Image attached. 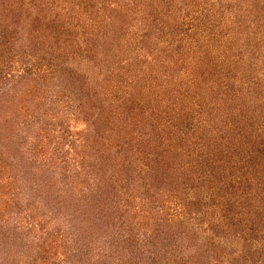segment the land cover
<instances>
[{
	"label": "trees",
	"instance_id": "obj_1",
	"mask_svg": "<svg viewBox=\"0 0 264 264\" xmlns=\"http://www.w3.org/2000/svg\"><path fill=\"white\" fill-rule=\"evenodd\" d=\"M28 4L53 17L30 22ZM186 6L205 20L214 7L232 16L227 34L235 30L239 48L224 73L234 65L245 90L224 79L221 90L196 92L211 50L198 27H185ZM263 37L264 0H0V213L28 211L53 188L41 144L56 130L39 127L30 152L21 147L26 129L60 107L63 118L86 124L81 142L95 155L92 185L75 201L90 219L87 236L123 247L129 264H211L220 256L264 264V82L243 70V56L264 67ZM24 59L39 64L15 77ZM186 60L199 74L174 81ZM88 66L92 79L79 71ZM219 95L224 107L237 97L241 108L219 115ZM30 189L36 198L20 204ZM166 204L180 217L164 218Z\"/></svg>",
	"mask_w": 264,
	"mask_h": 264
},
{
	"label": "rangeland",
	"instance_id": "obj_2",
	"mask_svg": "<svg viewBox=\"0 0 264 264\" xmlns=\"http://www.w3.org/2000/svg\"><path fill=\"white\" fill-rule=\"evenodd\" d=\"M200 1L203 2V0ZM28 8L31 10L30 13L32 12L30 22L37 14L45 19L53 17L52 11H41L40 8L32 4H28ZM186 8L185 12L189 10L188 6H186ZM194 10L195 9H191L187 13L185 27L188 26L189 28L190 25L198 27V32L203 37L201 39L204 41V50H211V53L205 60L207 61V66L205 68L208 70L204 72L205 74L207 73V75H199L200 83L198 85L192 84L196 86V92L201 95H204L206 92L210 93L206 86H214V84L220 86L221 90V83L225 80L228 81V79L233 85L232 91L239 90L242 87H244L243 89L245 90L246 86L240 85L239 78L241 75L238 74L237 78L234 75V65L226 69L228 70V75L224 73L227 66L226 59L229 57L230 52L233 53L235 50L238 51L239 48L238 42L235 41V30L227 34V27L230 26V23H232L231 21H233L232 16H228L225 13H218L217 16V7H214L212 12H210V20H205L202 18L200 12H195ZM213 13L216 14L213 15ZM25 26H28V24L23 27ZM25 29L26 28L21 29V33L25 34ZM208 36H211L210 40H204ZM222 48H226L227 50L229 48L227 57L220 53ZM245 52V54L248 53V51ZM248 57L249 56H243V65L246 68H250L248 70L243 68L245 74L248 75L252 73L253 76L254 74L258 76L256 74V71H258L260 75L257 78L259 81L261 80V82H264V67L259 65V70L257 66L254 68L251 66L249 67ZM230 58L231 57L228 58V61ZM23 64L21 68L19 62L14 65L13 74L15 77H17L18 73L22 72L23 69L25 70V67L31 70L29 67H34L33 64H39V62L37 63L36 60L24 59ZM88 67L89 68L85 67L79 71L81 74L86 75L87 78L92 79L93 70L90 66ZM212 68H215V71H213ZM177 69H179V71L173 75L174 81L181 78L184 80L185 76L182 75L185 73L199 74V68L195 64H191L189 60H186V63L181 69ZM208 74H210L211 77ZM36 77L37 76H34V79H36ZM206 79L209 81L206 82ZM202 80H204V82ZM33 82V80L24 82L21 86H35ZM184 82L186 86L190 85L186 80ZM175 86L177 85L175 84ZM223 87L225 88L226 86ZM216 89L219 90L218 87H216ZM40 94H42V92ZM240 96L241 94L237 93V97ZM237 97L232 98L230 106L224 107L223 101H221L220 104L221 97L219 95V99L213 100L215 101V105L219 104L220 106L216 112L221 116L223 114L226 116L228 113L231 116L232 112H237L241 108L240 102L243 103ZM196 98L199 99L198 96H196ZM61 109L60 107L56 108V113H59L58 116L56 115V118L42 120L41 124H38L37 127L36 124H33L31 126L33 129H26L25 138L23 137L25 145L21 147V151L23 152H30V142L33 141L34 136L40 135L39 127L49 126L48 128L50 131L56 130L51 134L49 133L47 139L41 144L43 150L42 157H44V159L47 157V162L51 165L52 171H50L49 177L54 186L47 197H39L38 201L35 202L37 205L31 206L32 209L27 208L28 211H24L23 209L19 212L18 210L6 209L5 212L0 213V264H129V261H121L123 255H121L120 252H123V247L121 248L119 246V248L115 249L109 248L108 244H103L102 242H98V240L94 241L93 238L87 236L85 232L88 230L89 226H91V222L89 218H87L86 221L83 220L84 218H82V215H87L84 214L86 211L81 210L79 203L75 201L82 198L83 193L81 189L83 187L87 189L92 185L91 179L87 180L86 177L88 172H91V158H94L95 155L94 152L90 154L91 150H86V146L84 148L81 142L85 138L82 136L85 134L84 129L87 128L86 124L79 121L75 122L70 118H63L65 115L63 112L60 113ZM64 111L70 113L69 109H65ZM211 125L212 123L209 125L210 128H212ZM65 126L68 129L65 130ZM219 126L218 124L214 125L212 128L214 132L217 131L216 127L220 128ZM63 130L65 131L63 132ZM17 132L19 133L18 130ZM80 143L82 147H80ZM75 147H77V151L72 149ZM76 154L78 155L77 160L74 159ZM27 157L28 155L25 159ZM80 158L83 159V165L77 166L76 169V162L82 160ZM74 160L76 161L74 162ZM33 172L34 175L38 176L40 170H33ZM67 187H71L74 193L73 200L67 198L65 191ZM239 192H242L241 189H239L238 193ZM35 193L36 190H26L24 193L22 192L18 201L20 204H25L28 198L30 201L36 198ZM134 206L136 207L137 204H134ZM164 206V209H162L164 218L168 220L170 218L180 217L181 212L179 207H175L174 204H166ZM199 229L201 230L200 226ZM228 259L229 258L225 256H220L212 257L207 260H210L211 264H219L221 261H224L221 264H229ZM233 262L234 264H247V262L242 259H235ZM204 263L208 264L207 261L204 262L201 259L199 264ZM132 264H134V261Z\"/></svg>",
	"mask_w": 264,
	"mask_h": 264
}]
</instances>
